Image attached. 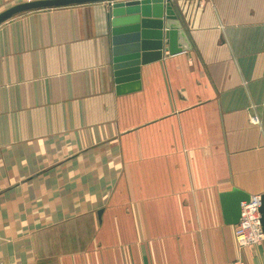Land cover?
<instances>
[{"label":"crops","instance_id":"0c3cea01","mask_svg":"<svg viewBox=\"0 0 264 264\" xmlns=\"http://www.w3.org/2000/svg\"><path fill=\"white\" fill-rule=\"evenodd\" d=\"M172 2L190 48L125 93L107 2L0 24V263L264 264L221 200L264 193V0Z\"/></svg>","mask_w":264,"mask_h":264},{"label":"water","instance_id":"95a60500","mask_svg":"<svg viewBox=\"0 0 264 264\" xmlns=\"http://www.w3.org/2000/svg\"><path fill=\"white\" fill-rule=\"evenodd\" d=\"M101 1L107 2L118 93L139 90L141 66L162 59L166 45L170 54L190 48V41L172 0H28L1 11L0 24L32 10ZM249 198L250 194L238 188L221 194L226 222H239L241 202ZM261 198L259 210L264 230V193Z\"/></svg>","mask_w":264,"mask_h":264},{"label":"built area","instance_id":"2783aa9c","mask_svg":"<svg viewBox=\"0 0 264 264\" xmlns=\"http://www.w3.org/2000/svg\"><path fill=\"white\" fill-rule=\"evenodd\" d=\"M252 120L259 123L257 115H254ZM261 199V194H253L248 200L241 202V216L239 222L235 224V238L240 248L254 247L264 241V230L259 210Z\"/></svg>","mask_w":264,"mask_h":264}]
</instances>
